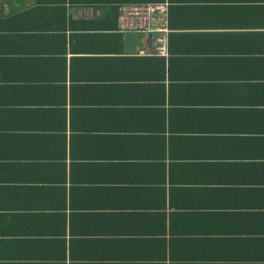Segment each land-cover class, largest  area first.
Here are the masks:
<instances>
[{"label":"crops","instance_id":"1","mask_svg":"<svg viewBox=\"0 0 264 264\" xmlns=\"http://www.w3.org/2000/svg\"><path fill=\"white\" fill-rule=\"evenodd\" d=\"M0 264H264V0H0Z\"/></svg>","mask_w":264,"mask_h":264},{"label":"built area","instance_id":"2","mask_svg":"<svg viewBox=\"0 0 264 264\" xmlns=\"http://www.w3.org/2000/svg\"><path fill=\"white\" fill-rule=\"evenodd\" d=\"M116 30L120 34L136 35L143 44L141 54L167 57L168 4H121L118 6ZM151 50V51H150Z\"/></svg>","mask_w":264,"mask_h":264},{"label":"water","instance_id":"3","mask_svg":"<svg viewBox=\"0 0 264 264\" xmlns=\"http://www.w3.org/2000/svg\"><path fill=\"white\" fill-rule=\"evenodd\" d=\"M126 45L129 48H133L136 43V36L135 35H126L125 36Z\"/></svg>","mask_w":264,"mask_h":264}]
</instances>
